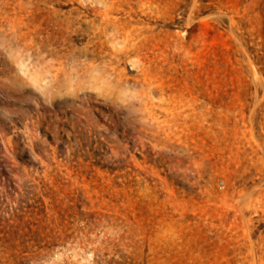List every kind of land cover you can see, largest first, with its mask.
Here are the masks:
<instances>
[{
    "label": "rangeland",
    "instance_id": "374dc122",
    "mask_svg": "<svg viewBox=\"0 0 264 264\" xmlns=\"http://www.w3.org/2000/svg\"><path fill=\"white\" fill-rule=\"evenodd\" d=\"M0 264H264V0H0Z\"/></svg>",
    "mask_w": 264,
    "mask_h": 264
}]
</instances>
